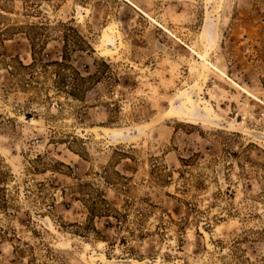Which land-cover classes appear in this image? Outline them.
<instances>
[{
    "label": "rangeland",
    "instance_id": "1",
    "mask_svg": "<svg viewBox=\"0 0 264 264\" xmlns=\"http://www.w3.org/2000/svg\"><path fill=\"white\" fill-rule=\"evenodd\" d=\"M0 264H264V0H0Z\"/></svg>",
    "mask_w": 264,
    "mask_h": 264
}]
</instances>
